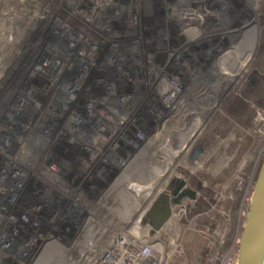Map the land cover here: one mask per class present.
Listing matches in <instances>:
<instances>
[{
  "label": "rangeland",
  "instance_id": "1",
  "mask_svg": "<svg viewBox=\"0 0 264 264\" xmlns=\"http://www.w3.org/2000/svg\"><path fill=\"white\" fill-rule=\"evenodd\" d=\"M77 1L0 0V52L20 53L9 57V64L24 73L42 45L38 29L44 24L34 12L70 18ZM188 1L205 8L197 13L199 20L204 21L205 13L211 12L202 25L210 24L209 31L203 29L206 33L187 34L202 24L187 20L193 17ZM182 2L183 9L169 13L167 9L180 8ZM122 23L127 28L123 27L120 43L125 70L106 106L125 107L122 115L128 120H116L110 126L104 113H94L90 105L88 116L94 120L95 130L103 129V141L81 142L79 135L72 134L69 140L67 136V144L63 137L57 138V160L64 155L69 164L72 215L117 228L130 221L133 226L155 198L184 182L185 190L196 198H184L182 208L175 210V216L184 213L173 234L180 237L184 255L173 257L169 264H221L225 258L238 261L241 235L264 163V0H132V9L127 8ZM73 24L81 26L79 21ZM190 24L197 26L188 27ZM245 28L250 31L249 42L255 39L254 46L246 42L243 47L253 53L248 68L238 66L233 68L237 72L221 75L218 61L233 51ZM11 34L15 41L9 43L5 38ZM218 84L223 87L217 89ZM90 91L106 95L101 88L91 86ZM212 93L217 97L203 102ZM86 118L79 115V123L85 124ZM196 124L199 132L180 152L182 141ZM82 148L85 154L80 153ZM198 148L201 153L192 160ZM175 152L180 153L176 156ZM123 171L134 173L135 180L140 175L142 187L147 189L141 197L132 193L137 201H132L130 216L119 214L127 209L126 185L112 176ZM139 172L143 173L137 175ZM151 189L154 196L145 200ZM147 219L143 217L142 226ZM66 223L65 212L59 211L57 258H67L62 264H68L69 257L81 264L87 235L77 240L72 231L71 239Z\"/></svg>",
  "mask_w": 264,
  "mask_h": 264
},
{
  "label": "built area",
  "instance_id": "2",
  "mask_svg": "<svg viewBox=\"0 0 264 264\" xmlns=\"http://www.w3.org/2000/svg\"><path fill=\"white\" fill-rule=\"evenodd\" d=\"M73 6L70 18L34 12L33 16L44 24L38 29L43 40L24 73L9 64V57L20 56L18 50L0 52V264H39L54 256L61 238L57 229L59 211L65 212L70 238L72 231L77 240L87 235L81 264H169L173 257L184 255L180 237L173 235L184 214L175 216L183 200L178 205L172 203L174 189L163 194L170 197L172 215L159 231H154L149 219L142 226V219L148 217L162 195L133 226L130 221L117 228L72 215L73 190L66 170L69 164L64 155L57 160V138L68 142L75 134L81 142L103 141V129L95 130L94 120L88 116L90 105L94 113H104L110 126L116 120H128L122 115L125 107L106 105L111 102L112 88L119 85L121 70H125L120 48L126 28L122 20L127 8L132 9V0H78ZM182 6L183 2L180 8L167 10L170 13ZM198 7L193 9L198 11ZM75 21L81 26H74ZM5 39L15 41L12 34ZM91 86L104 89L106 95L92 93ZM82 114L87 116L85 124L78 121ZM82 152L86 153L83 148ZM132 175L125 171L112 174L126 185L127 209L119 212L126 216L132 215L135 201L132 186L144 184L140 175L137 181ZM69 260L76 264L71 257ZM221 264L238 261L225 258Z\"/></svg>",
  "mask_w": 264,
  "mask_h": 264
},
{
  "label": "water",
  "instance_id": "3",
  "mask_svg": "<svg viewBox=\"0 0 264 264\" xmlns=\"http://www.w3.org/2000/svg\"><path fill=\"white\" fill-rule=\"evenodd\" d=\"M201 153L198 148L192 160ZM174 205L189 197L196 196L190 190H185V183L181 182L172 192ZM171 200L168 195H162L148 212V218L154 231H159L171 218ZM238 252V264H264V163L257 177L252 194L248 218L244 226Z\"/></svg>",
  "mask_w": 264,
  "mask_h": 264
},
{
  "label": "bare ground",
  "instance_id": "4",
  "mask_svg": "<svg viewBox=\"0 0 264 264\" xmlns=\"http://www.w3.org/2000/svg\"><path fill=\"white\" fill-rule=\"evenodd\" d=\"M187 19V18H186ZM194 19H196V17L194 18ZM188 20V19H187ZM182 21H183V19H182ZM203 27L202 26H200V29H198V30H196L195 31V33L194 34H192V35H194V36H196V35H200L202 32H203ZM244 29H241V31H240V37H239V39H238V41L236 42V43H234L233 44V49H235V50H233V51H230V52H227L226 53V55H228V56H230V57H232L231 59L234 61H237L236 63H238V66L240 65V63L238 62V60L241 62V67L243 66V69H245L246 67H248V63H249V58L252 56V54L253 53H250V51H248L247 49H245V50H243V47L245 46L244 44L246 43V42H249L250 41V39H248V38H250L248 35V33H250V31L248 30V31H246L245 33H244V31H243ZM187 33H188V31H187ZM255 40H252V44H251V46H253L254 45V42ZM243 50V51H242ZM234 63V62H233ZM234 68H236V67H234ZM234 73H235V71H234ZM220 85V84H219ZM169 88L170 87H168V91H169ZM170 93V92H169ZM173 95L174 94H172V97H173ZM213 95V96H212ZM211 96L212 97H214V96H216V94L214 95V93L212 94ZM208 98H211L210 97V95L208 94L207 95V97H205V100L203 101V102H206L207 101V99ZM209 100V99H208ZM218 101V100H217ZM203 108V107H202ZM202 108H200V109H202ZM204 109V108H203ZM202 109V110H203ZM207 109H209V108H207ZM201 112V111H200ZM198 118V117H197ZM197 122H198V124L201 122V120L200 119H198L197 120ZM198 124H196V126H197V128L195 127H193L192 128V132L188 135V137H186V138H184L185 140H183L182 142V147H181V151L180 152H182V151H184V149H186L185 148V146L188 144V142L191 140L190 138H191V136H193V135H195V133H198L199 131H198ZM172 145V144H171ZM168 146V145H167ZM168 148V147H167ZM180 152H175V155L177 156ZM174 154V153H173ZM175 157V156H174ZM165 171V170H164ZM167 173V172H166ZM161 178V177H160ZM125 189V188H124ZM145 188H143V187H138V186H132V193H134L135 195V197H141L142 196V194L145 192V191H147V189H145ZM149 190V189H148ZM154 189H151V191L150 192H148L145 196H144V198H145V200H150V199H152V197L154 196ZM166 192V191H165ZM125 194V193H124ZM165 194V193H164ZM166 194H169L168 192H166ZM120 195H122V194H120ZM163 195V194H162ZM135 201H137V200H135ZM137 203V202H136ZM138 204V203H137ZM139 206V205H138ZM150 207V206H149ZM149 207H147V208H149ZM147 208H146V210H147ZM136 210H137V208H135ZM146 210H144V211H146ZM145 212H143V213H141V217H143V214H144ZM175 213V212H174ZM140 220L141 219H139V220H137L138 221V223L140 222ZM137 221H135L134 222V224H136L137 223ZM132 222V221H131ZM137 223V224H138Z\"/></svg>",
  "mask_w": 264,
  "mask_h": 264
},
{
  "label": "flooded vegetation",
  "instance_id": "5",
  "mask_svg": "<svg viewBox=\"0 0 264 264\" xmlns=\"http://www.w3.org/2000/svg\"><path fill=\"white\" fill-rule=\"evenodd\" d=\"M191 3H193V2H191ZM196 4V6H197V3H195ZM187 5H188V7L191 9V14L193 15V17H191V18H189L188 19V21H197V20H199V19H201L200 18V10H205V8L204 7H202L201 5H199V7L197 8L198 9V11H196L195 9H193V8H195V5L193 4H190V2L188 1V3H187ZM206 11V10H205ZM205 11H203V12H205ZM197 13H200V14H197ZM211 15V12H206L205 13V18H204V21L206 22V18H207V15ZM208 15V16H209ZM212 16V15H211ZM196 17V19H194ZM186 19V18H185ZM183 20H184V17H183ZM204 21H202V20H199V22H202V24L200 25H194V24H190V26H188V27H193V26H197V27H194V28H191L190 30H188V33L187 34H194L195 33V31L196 30H198V29H200V26H202L203 24H205V22ZM212 22V21H211ZM249 28V27H248ZM248 28H245L243 31H244V33L246 32V31H248ZM248 39H250L251 40V38H248ZM252 40H255V39H253L252 38ZM254 46V45H253ZM233 50H235V49H233ZM232 57H230V56H228V55H226V53L223 55V58L222 59H220L219 61H218V68H219V70H218V72L221 74V75H225L226 73H230V71L231 72H233L234 70H233V68L234 67H236L237 69H238V63H236L237 61H233L232 59H231ZM234 62V63H233ZM238 62L241 64V62L238 60ZM240 67H241V65H239ZM248 67H246L245 68V70L247 69ZM241 69L242 70H244L243 69V66L241 67ZM224 72V73H223ZM235 72H237V71H235ZM234 73V72H233ZM234 79H236V78H234ZM224 85V84H223ZM228 86V85H227ZM223 86L222 85H217L216 86V88L217 89H220V88H222ZM224 87H226V85L224 86ZM213 94V93H212ZM211 94V95H212ZM210 95V94H209ZM210 95V97H212ZM215 97H217V96H215Z\"/></svg>",
  "mask_w": 264,
  "mask_h": 264
},
{
  "label": "crops",
  "instance_id": "6",
  "mask_svg": "<svg viewBox=\"0 0 264 264\" xmlns=\"http://www.w3.org/2000/svg\"><path fill=\"white\" fill-rule=\"evenodd\" d=\"M145 212V211H144ZM62 252V251H61ZM61 252H60V254H61ZM56 253H57V250L55 251V254H54V256H52V257H50V258H44L43 260H42V262H40L39 264H62V261H63V263H67V258L65 259V260H63L62 258L60 259V258H57V255H56ZM58 254V253H57ZM68 264L70 263V260L68 259Z\"/></svg>",
  "mask_w": 264,
  "mask_h": 264
}]
</instances>
